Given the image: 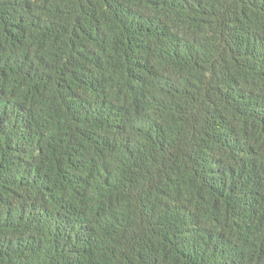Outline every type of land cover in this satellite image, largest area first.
Wrapping results in <instances>:
<instances>
[{
    "label": "trees",
    "instance_id": "16d2710c",
    "mask_svg": "<svg viewBox=\"0 0 264 264\" xmlns=\"http://www.w3.org/2000/svg\"><path fill=\"white\" fill-rule=\"evenodd\" d=\"M0 264H264V0H0Z\"/></svg>",
    "mask_w": 264,
    "mask_h": 264
}]
</instances>
